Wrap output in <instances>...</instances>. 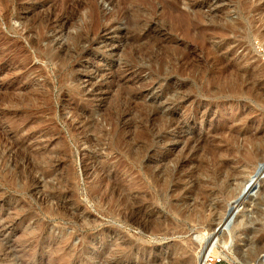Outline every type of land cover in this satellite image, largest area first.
<instances>
[{
    "label": "rangeland",
    "instance_id": "obj_1",
    "mask_svg": "<svg viewBox=\"0 0 264 264\" xmlns=\"http://www.w3.org/2000/svg\"><path fill=\"white\" fill-rule=\"evenodd\" d=\"M254 2L0 0V264H264Z\"/></svg>",
    "mask_w": 264,
    "mask_h": 264
},
{
    "label": "bare ground",
    "instance_id": "obj_2",
    "mask_svg": "<svg viewBox=\"0 0 264 264\" xmlns=\"http://www.w3.org/2000/svg\"><path fill=\"white\" fill-rule=\"evenodd\" d=\"M177 1V0H176ZM234 1V0H233ZM251 1V0H250ZM252 1H254V0H252ZM256 2L258 1V0H255ZM260 1V0H259ZM250 3V2H249ZM255 3V2H254ZM252 5V4H251ZM255 5V6H254ZM254 5H252V6H254V7H252V6H250V7H252L251 9H253V12L255 13H257L258 12V14L260 13L259 11H260V9H263L264 8V4H259V3H255ZM250 9V10H251ZM253 12H250L249 11V13H253ZM259 16V15H258ZM227 17V16H226ZM251 17V16H250ZM220 18V17H219ZM252 19V18H251ZM263 19V18H262ZM138 20L137 19H133V24H135L136 22H137ZM183 21V20H182ZM201 21V20H200ZM231 21V20H230ZM241 21V20H240ZM240 21H236V22H240ZM139 22V21H138ZM137 22V23H138ZM186 22V21H185ZM185 22H184V26H185ZM213 22V21H212ZM234 22V21H233ZM252 22H256V21H253L252 20ZM257 22H258V20H257ZM263 22V21H262ZM189 23V22H188ZM207 23V22H206ZM232 23V22H231ZM243 23V22H242ZM251 23V22H250ZM224 24V23H223ZM233 24V23H232ZM231 24V25H232ZM253 24V23H252ZM178 25H180V24H178ZM183 25V24H182ZM199 25H200V23H199ZM237 26H234L233 25V27L235 28V27H237L239 30H240V28H241V31H243L244 29H243V27H245V26H243L244 25V23L243 24H236ZM254 25V24H253ZM256 25V24H255ZM225 26V25H224ZM227 26V25H226ZM225 26V27H226ZM230 26V25H229ZM257 26V25H256ZM232 27V26H231ZM263 27V26H262ZM179 28H181V27H179ZM233 28V29H234ZM249 28V27H248ZM258 28V27H257ZM260 28V27H259ZM187 29L188 28H185L184 27V29H183V31L184 30H186V32H187ZM191 29V28H190ZM189 29V30H190ZM204 29V28H203ZM214 29V28H213ZM230 29V27H226V28H222L221 27V29L219 30V32H217V33H219L222 37H226V35L224 36V34L227 32V30H229ZM237 29V30H238ZM243 29V30H242ZM262 29V28H261ZM200 31H201V28L199 29ZM218 30V29H217ZM231 30H232V28H231ZM235 30V29H234ZM245 30H246V28H245ZM197 31V30H196ZM202 32V31H201ZM212 32V31H211ZM215 32V31H214ZM230 32V31H229ZM229 32H228V34L227 35H230L229 34ZM237 32V31H236ZM188 33V32H187ZM186 33V34H187ZM196 33H198V31L196 32ZM243 33H244V31H243ZM255 33H257L259 36H261V38L262 37H264V29L262 30V31H260L259 29L257 30L256 29V31H255ZM185 34V33H184ZM185 34V35H186ZM242 34V33H241ZM256 34V35H257ZM189 35V34H188ZM190 35H192L191 33H190ZM197 35H199V37H196V38H200L201 40H202V44L203 45H205L204 43H203V41L205 40V38H206V36L205 35H202L201 33H199V34H197ZM218 35V34H217ZM217 35H215L216 37H217ZM253 35H254V33H253ZM221 37V38H222ZM255 37V36H254ZM187 38V37H186ZM220 38V37H219ZM228 38V37H227ZM257 38V37H256ZM260 38V39H261ZM199 39V40H200ZM223 39V38H222ZM225 39V38H224ZM243 39V38H242ZM249 39V38H248ZM197 40V39H196ZM263 40V39H262ZM211 41H213V40H211ZM218 41V40H217ZM225 41V40H224ZM206 42V41H205ZM208 42H210V41H208ZM200 43H201V41H200ZM217 43V42H216ZM221 43V42H220ZM223 43V42H222ZM226 43V42H225ZM228 43H229V40H228ZM241 42H239V44H240ZM243 43V42H242ZM238 44V45H239ZM245 44V43H244ZM244 44H243V46H244ZM208 45H210V44H207L205 47H207ZM215 45V44H214ZM223 45V44H222ZM226 45V44H225ZM240 45H242V44H240ZM239 45V47H241ZM221 46V45H220ZM210 47V46H209ZM225 47V46H224ZM211 48V47H210ZM219 49V48H218ZM228 49V48H227ZM226 49V50H227ZM208 50H209V48H208ZM215 52V51H214ZM217 52H219V51H217ZM224 53H225V51H223ZM223 52H221V53H223ZM232 52V51H231ZM219 56V55H218ZM217 56V57H218ZM242 56V55H241ZM240 57V56H239ZM244 57V56H243ZM246 57V56H245ZM251 57V56H250ZM216 58V57H215ZM236 58V57H235ZM226 59V58H225ZM238 59V58H237ZM237 59H236V61H237ZM253 59V58H252ZM152 60V59H151ZM159 60V59H158ZM217 60V59H216ZM241 60V59H240ZM246 59L244 58V61H245ZM156 61V60H155ZM163 60L161 59V60H159V65L161 66V67H163V62H162ZM173 61V60H172ZM247 61V60H246ZM251 61V60H250ZM165 63V62H164ZM217 64H218V60H217V62H216ZM219 63L220 64H222V67L221 68H219L218 69V71H216L215 72V74H218V75H221V73H223V72H226V71H229V67H230V63L227 61V63L226 62H224L223 61V59H221L220 61H219ZM238 63V62H237ZM245 63H249V62H245ZM189 64V63H188ZM250 64V63H249ZM174 65V64H173ZM240 65V64H239ZM255 65V64H254ZM165 66V65H164ZM250 66V65H249ZM253 66V65H252ZM256 67V66H255ZM231 68V67H230ZM232 69V68H231ZM244 69V68H243ZM246 69V68H245ZM200 70V69H199ZM257 70V69H256ZM253 71V70H251V73H248L247 71V73L245 72L244 74L246 75V76H248V78L249 79H251V77H255V76H258L259 77V75L258 74H260L259 73V71L257 70V71ZM260 70V69H259ZM231 71V70H230ZM228 74V73H227ZM243 74V73H242ZM237 76H240L241 77V74H240V72L238 71V73H237ZM243 76V75H242ZM261 76V75H260ZM264 76V75H263ZM262 76V77H263ZM233 77V76H232ZM244 77V76H243ZM247 78V79H248ZM238 79H239V77H238ZM241 79H243V78H241ZM241 79H239V84L240 85H242L241 83H243L242 81H241ZM246 80V79H245ZM258 80V79H257ZM237 82H238V80H236ZM231 82V81H230ZM235 82V81H234ZM236 82V83H237ZM257 82H259V83H257L256 85H255V90L257 91L258 89H260V87H261V81H257ZM223 83V82H222ZM228 83V82H227ZM235 83V84H236ZM253 83V82H252ZM229 84V83H228ZM228 84H227V86H228ZM238 84V85H239ZM239 85V86H240ZM249 85V84H248ZM253 85V84H252ZM225 86H226V84H225ZM232 87L233 89H234V85H233V83L232 84H230L229 85V87ZM250 86V85H249ZM249 86H248V88H249ZM219 87V86H218ZM221 87V86H220ZM229 87H228V90H229ZM247 87V86H246ZM252 87V86H251ZM250 87V88H251ZM235 88H237V85L235 86ZM262 88V87H261ZM218 89V88H217ZM226 89V88H225ZM232 89V90H233ZM238 89V88H237ZM239 90V89H238ZM253 90V89H252ZM263 91V90H262ZM134 92V91H133ZM253 96V95H252ZM253 97H256V96H253ZM130 103V102H129ZM121 111V110H120ZM147 111V110H146ZM148 112V111H147ZM122 113V112H121ZM120 116V112H116V114H114V115H111V120L112 121H114V123L116 122L115 121V119L118 121V118H117V116ZM122 116V115H121ZM113 117H115V118H113ZM166 121V120H165ZM162 124V123H161ZM159 128V127H158ZM159 131V130H158ZM150 132V131H149ZM142 134H148V131H146V130H142V132H141ZM237 134V133H236ZM149 135V134H148ZM147 136V135H146ZM235 136V135H234ZM140 137H142V136H139V138ZM149 137V136H148ZM237 137V136H236ZM250 137V136H249ZM138 138V137H137ZM205 138V137H204ZM239 138V137H238ZM241 138H242V136H241ZM253 138V137H252ZM141 139V138H140ZM192 139V138H191ZM114 142V141H113ZM248 142V141H247ZM246 142V143H247ZM255 144V143H254ZM15 145V144H14ZM113 145V144H112ZM257 145V144H256ZM18 146V145H17ZM242 146V145H241ZM246 146V145H245ZM244 146V147H245ZM248 147V146H247ZM255 147V146H254ZM257 147V146H256ZM241 149V148H240ZM243 149V148H242ZM245 149V148H244ZM257 149H259V148H257ZM262 149H263V147H262ZM217 150V149H216ZM219 150V149H218ZM256 150V149H255ZM210 151V150H209ZM215 151V150H214ZM244 151V150H243ZM242 151V152H243ZM250 151V150H249ZM256 152H258V155L261 157V158H264V153H262L263 151L262 150H256ZM256 152H249L248 154H247V158L249 157V158H251L252 157V159H253V157L255 158V156H257L256 155ZM115 153V152H114ZM228 154V153H227ZM231 154V153H230ZM244 154H245V152H244ZM263 156V157H262ZM260 157H259V159H260ZM227 158V157H226ZM137 159V158H136ZM229 159V158H228ZM256 159V158H255ZM255 159H253V160H255ZM258 159V160H259ZM98 161V160H97ZM259 161H261V160H259ZM216 162V161H215ZM238 162V161H237ZM197 166V165H196ZM223 169V168H222ZM230 169V168H229ZM261 169V168H260ZM103 171H104V169H103ZM230 171V170H229ZM232 171V170H231ZM100 172V171H99ZM94 173V172H93ZM104 173V172H103ZM230 173V172H229ZM232 174V173H231ZM229 176V175H228ZM96 181V180H95ZM106 181V180H105ZM212 181V180H211ZM98 183H101L102 182V180H101V178L100 179H98V181H97ZM112 182V181H111ZM97 183V184H98ZM116 183V182H115ZM202 184V183H201ZM101 185L102 184H100V186L99 185H89L90 186V189L91 190H93L94 192V194H101L100 193V190H101ZM105 186V185H104ZM107 190V189H106ZM123 190V189H122ZM121 190V186H114L113 185V187H111V189L109 190V194H110V196H109V194H105L106 196V198H104V202L106 203L107 202V208H106V213L107 214H112L113 216H118V218H119V216H120V211H121V209H120V206L122 205H120V203L122 202V200L123 199H121V196H125V197H127V195H125V194H123L122 192H124V191H122ZM105 193V192H104ZM102 195V194H101ZM100 195V196H101ZM128 199H129V194H128V197H127ZM121 201V202H120ZM124 201V200H123ZM127 209L132 213V215L135 213H133V209L134 208H131V206L130 207H128L127 206ZM135 211V210H134ZM70 212V211H69ZM219 212V211H218ZM136 215V214H135ZM56 218V217H55ZM121 218V217H120ZM133 218H134V216H133ZM138 221V220H137ZM146 223V222H145ZM135 224V223H134ZM147 224V223H146ZM149 225H150V223H149ZM149 225H148V228H149ZM223 226V225H222ZM154 230V229H153ZM146 232V231H145ZM153 234V233H152ZM117 237V236H116ZM67 239V241L71 238L70 236H68V237H66ZM102 242V241H101ZM103 242H105L104 240H103ZM102 242V243H103ZM100 243V242H99ZM89 244V243H88ZM123 244V243H122ZM92 245V244H91ZM116 247V246H115ZM118 248H120V247H118ZM139 248V247H138ZM121 249V248H120ZM65 250V249H64ZM82 250V249H81ZM177 251V252H176ZM175 252L173 251V252H170L167 256H165L164 258H166L168 261H167V263H165V264H197V261H195V257L194 256H192V254L190 255L189 254V252H188V250H186V247H184V246H180L179 247V249H177ZM105 252V251H104ZM121 252V251H120ZM103 253V252H102ZM100 254L101 255V257L102 256H104L105 254H107V255H112V252L111 251H109V252H106V253H104V254ZM87 255V254H86ZM65 256V255H64ZM92 256V255H91ZM124 256H126V253H124ZM116 257V256H115ZM139 257V256H138ZM142 258V257H141ZM138 260V259H137ZM142 260V259H141ZM56 261V260H55ZM75 262V261H74ZM204 262V261H203ZM72 263V262H71ZM49 264V263H48ZM114 264V263H113ZM116 264H118V263H116ZM150 264V263H149ZM155 264H161L160 262L158 263H155Z\"/></svg>",
    "mask_w": 264,
    "mask_h": 264
},
{
    "label": "built area",
    "instance_id": "obj_3",
    "mask_svg": "<svg viewBox=\"0 0 264 264\" xmlns=\"http://www.w3.org/2000/svg\"><path fill=\"white\" fill-rule=\"evenodd\" d=\"M214 261V259H210V261ZM220 262V260L216 259V261H214V263Z\"/></svg>",
    "mask_w": 264,
    "mask_h": 264
}]
</instances>
